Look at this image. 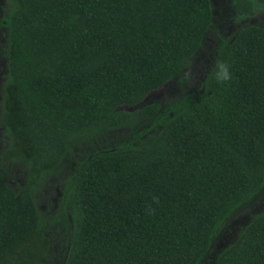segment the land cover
<instances>
[{
  "label": "trees",
  "instance_id": "trees-1",
  "mask_svg": "<svg viewBox=\"0 0 264 264\" xmlns=\"http://www.w3.org/2000/svg\"><path fill=\"white\" fill-rule=\"evenodd\" d=\"M234 7L252 18L264 0ZM3 22L7 157L28 175L15 189L0 162V264H47L56 223L62 264H264V210L215 246L264 191L263 25L223 39L202 88L162 105L143 102L189 80L212 0H6ZM124 128L76 165L56 213L38 207L75 146Z\"/></svg>",
  "mask_w": 264,
  "mask_h": 264
},
{
  "label": "rangeland",
  "instance_id": "rangeland-1",
  "mask_svg": "<svg viewBox=\"0 0 264 264\" xmlns=\"http://www.w3.org/2000/svg\"><path fill=\"white\" fill-rule=\"evenodd\" d=\"M212 4L213 25L206 34L202 47L194 56L191 67L184 73L189 76V80L185 84H178L176 78L160 90L151 93L143 104L159 102L165 105L185 93L202 88L203 81L215 62L221 41L223 39H232L236 31L247 23L264 26V9H261L255 17L240 19L236 16L234 0H212ZM5 9L6 0H0V162L6 164L10 173L9 183L13 188L17 189L24 185L28 175V168L21 160L7 157V151L12 142L3 124V88L8 72L6 55L7 29L3 22ZM130 133L131 129L124 128L105 137H100L99 141L81 142L75 146L71 155L65 157L61 165L54 172L49 173L39 184L35 195L38 207L47 214L56 213L60 206L63 182L73 172L76 165L94 149L113 145L121 139L127 138ZM263 210L264 191L253 202L248 211L241 213L240 215L242 216L232 218L229 225L221 230L216 237V249L219 251L227 246L234 239L237 229L241 226L240 224L246 223L253 212ZM66 232L67 227L62 226L60 223L55 224L52 235H56L53 236V245L47 264H62L66 255L64 243L67 241L61 242V235L59 234H62L63 237ZM65 244L67 245V243ZM212 259H214V254L210 255L205 264H212Z\"/></svg>",
  "mask_w": 264,
  "mask_h": 264
},
{
  "label": "clouds",
  "instance_id": "clouds-1",
  "mask_svg": "<svg viewBox=\"0 0 264 264\" xmlns=\"http://www.w3.org/2000/svg\"><path fill=\"white\" fill-rule=\"evenodd\" d=\"M222 78L223 79H228L229 78V73H228V71H227L226 68L223 70V76H222Z\"/></svg>",
  "mask_w": 264,
  "mask_h": 264
}]
</instances>
